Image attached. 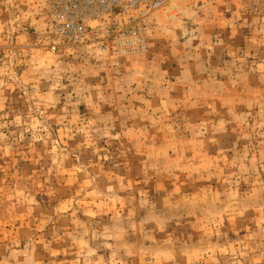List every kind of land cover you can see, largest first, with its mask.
Here are the masks:
<instances>
[{
  "label": "rangeland",
  "instance_id": "obj_1",
  "mask_svg": "<svg viewBox=\"0 0 264 264\" xmlns=\"http://www.w3.org/2000/svg\"><path fill=\"white\" fill-rule=\"evenodd\" d=\"M48 26L0 0V264H264V0H185L111 59Z\"/></svg>",
  "mask_w": 264,
  "mask_h": 264
},
{
  "label": "built area",
  "instance_id": "obj_2",
  "mask_svg": "<svg viewBox=\"0 0 264 264\" xmlns=\"http://www.w3.org/2000/svg\"><path fill=\"white\" fill-rule=\"evenodd\" d=\"M49 26L45 48L53 54L89 50L105 58L145 50L142 30L153 13L172 17L185 0H37Z\"/></svg>",
  "mask_w": 264,
  "mask_h": 264
}]
</instances>
